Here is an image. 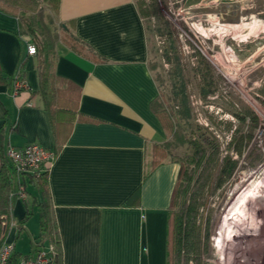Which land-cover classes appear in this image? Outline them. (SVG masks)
<instances>
[{
    "label": "crops",
    "instance_id": "obj_1",
    "mask_svg": "<svg viewBox=\"0 0 264 264\" xmlns=\"http://www.w3.org/2000/svg\"><path fill=\"white\" fill-rule=\"evenodd\" d=\"M27 13L0 1V143L4 154L8 145L30 142L55 152L47 177L59 242L54 264H167L178 164L167 159L146 171V151L165 130L151 109L158 89L135 2L59 0L58 22L82 46L50 55L38 48L27 54L35 44ZM18 70L26 86L13 94ZM19 178L41 199L27 175ZM24 213L15 197L11 216ZM38 213L35 202L21 229L25 250L16 248L17 230L8 229L21 255L41 240Z\"/></svg>",
    "mask_w": 264,
    "mask_h": 264
},
{
    "label": "rangeland",
    "instance_id": "obj_2",
    "mask_svg": "<svg viewBox=\"0 0 264 264\" xmlns=\"http://www.w3.org/2000/svg\"><path fill=\"white\" fill-rule=\"evenodd\" d=\"M151 1L146 0V5ZM39 7L43 18L42 23L35 22V28L44 30L43 24L48 31H36L51 34L55 53V48L67 46L66 35L51 5L43 0ZM141 18L147 40V65L168 108L174 105L169 101L170 66L163 56V38L157 33L161 18L171 24L186 67L184 80L193 128L209 132L217 139L221 154L228 151L238 162L230 179L215 197L208 199L210 246L205 262L264 264V0H156ZM38 41L35 35L39 50ZM195 51L214 68L215 89L206 99L200 98L190 69ZM247 109L252 115L240 123L235 114ZM251 116L257 120L254 128ZM158 145L166 160H178L188 151L186 144L173 141L167 128L165 139ZM153 152L147 151V160L162 155ZM25 235L23 230L17 234L19 251L28 246Z\"/></svg>",
    "mask_w": 264,
    "mask_h": 264
},
{
    "label": "trees",
    "instance_id": "obj_3",
    "mask_svg": "<svg viewBox=\"0 0 264 264\" xmlns=\"http://www.w3.org/2000/svg\"><path fill=\"white\" fill-rule=\"evenodd\" d=\"M0 1L11 8L22 10L25 17V13L28 12L27 17H30L31 23L28 24L27 30L38 36V46L41 52L46 55L54 54L52 53L54 48L51 34L37 32L48 31V29L43 24L44 30L35 28V22L42 23L43 10L42 7H39V3L43 0ZM45 1L57 12L59 0ZM135 1L139 7L140 16L145 15L148 8L153 7L156 3V0H152L149 5H146V0ZM60 27L66 35L67 46L79 48L81 44L77 38L63 24H60ZM157 33L163 38L162 52L170 66L168 75L172 88L169 101L172 100L174 106L171 109L168 108L164 94L157 87L158 93L151 103V109L164 130L166 128L169 130L173 141L186 144L188 147V151L183 157L178 160L170 159L178 164V170L168 207L167 264H206L204 258L209 255L211 214L209 206L207 208V204L211 203L208 199L215 197L223 183L230 179L238 162L232 158L228 151L221 154L217 139L209 132L193 128L189 107L191 102L187 92V82L184 80L186 67L180 59L171 24L167 19H160ZM194 56L195 61L190 63L192 77L199 86L200 98L206 99L213 94L215 89L214 68L199 52L195 51ZM250 114L252 115V111L247 109L246 112L236 113L235 116L240 123H244ZM251 121L252 128H254L257 124L256 117L251 116ZM231 141L227 142V146ZM166 144L170 145L171 143L167 142ZM149 149L147 151L150 154L154 151L153 155H162H159V158L153 156L147 160L145 154L146 171L166 160L158 143H152ZM22 175L29 177V182L39 191L41 199H37L38 196H33L31 191L25 187L24 178H19ZM47 177L48 169L35 175L29 173L16 175L11 161L2 152L0 143V245L7 235L11 220L14 219L11 216L12 200L16 197L17 192L24 191L27 194L23 200L25 213L22 217L14 219L17 233L20 232L24 222L31 215V206L36 202L39 208V238L41 239L38 243L44 240L53 242L58 251L59 242L50 209ZM30 195L33 197L31 201ZM20 255L21 253L14 250L8 258L7 264H18Z\"/></svg>",
    "mask_w": 264,
    "mask_h": 264
},
{
    "label": "built area",
    "instance_id": "obj_4",
    "mask_svg": "<svg viewBox=\"0 0 264 264\" xmlns=\"http://www.w3.org/2000/svg\"><path fill=\"white\" fill-rule=\"evenodd\" d=\"M28 55H35L37 47L34 43H28L26 46ZM20 71L12 78V93L16 94L20 89L26 86L23 79L20 78ZM6 157L11 161L16 175L25 173L37 174L45 169H49L54 157L55 152L48 150L37 142H30L22 147H14L8 145L5 150ZM26 192L19 191L16 197L24 200ZM10 229L15 228L16 224L14 219L10 222ZM6 235L4 241L0 245V264H7L8 258L15 250L14 241L7 240ZM57 250L53 242H40L37 243L36 249L31 254H22L18 259V264H54Z\"/></svg>",
    "mask_w": 264,
    "mask_h": 264
}]
</instances>
